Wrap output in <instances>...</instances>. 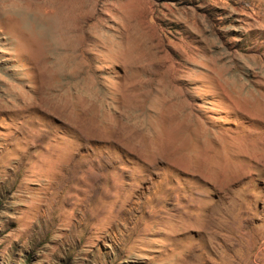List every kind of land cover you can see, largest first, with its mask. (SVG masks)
Returning <instances> with one entry per match:
<instances>
[{
	"label": "rangeland",
	"instance_id": "rangeland-1",
	"mask_svg": "<svg viewBox=\"0 0 264 264\" xmlns=\"http://www.w3.org/2000/svg\"><path fill=\"white\" fill-rule=\"evenodd\" d=\"M0 264H264V0H0Z\"/></svg>",
	"mask_w": 264,
	"mask_h": 264
}]
</instances>
